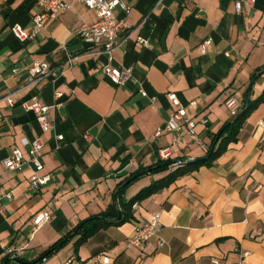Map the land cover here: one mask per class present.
Masks as SVG:
<instances>
[{
  "label": "crops",
  "instance_id": "0c3cea01",
  "mask_svg": "<svg viewBox=\"0 0 264 264\" xmlns=\"http://www.w3.org/2000/svg\"><path fill=\"white\" fill-rule=\"evenodd\" d=\"M66 1L71 9L49 21L35 39L21 42L12 27L30 32L42 9L35 0H0V264H38L44 251L84 220L102 213L117 219L119 187L161 163V149L173 147L175 161L206 158L212 136L264 94V0L244 2L240 13L237 0H121L130 10L118 7L115 15L128 28L112 67L131 69L135 81L119 86L102 70L107 56L94 53L97 49L77 35L81 20L93 23L96 13ZM68 55L74 62L64 67ZM36 63H47L52 71L32 84L28 69ZM57 93H63L64 105L51 108L52 128L44 132L23 102L37 98L52 107ZM168 93L178 95L188 117L208 120L207 127L195 128V137L184 131L177 144L170 134L155 137L173 110ZM8 95L14 105L5 100ZM230 96L239 103L235 114L226 105ZM263 120L260 101L236 139L209 165L136 204L132 221L97 232L77 255L72 240L46 264H65L72 255L89 260L101 252L112 264H239L242 259L264 264ZM38 137L44 142L43 174L51 178L34 191L31 164L7 171L3 161L13 147L28 156ZM167 174L138 178L123 199ZM44 210L51 219L38 227L34 218ZM156 214L165 245L158 248L153 238L128 248L137 224ZM8 247L19 249L20 262L9 257Z\"/></svg>",
  "mask_w": 264,
  "mask_h": 264
},
{
  "label": "built area",
  "instance_id": "2783aa9c",
  "mask_svg": "<svg viewBox=\"0 0 264 264\" xmlns=\"http://www.w3.org/2000/svg\"><path fill=\"white\" fill-rule=\"evenodd\" d=\"M85 5L89 10L94 11L97 16V20L93 23H88L85 20H81L77 35L90 47L97 49L94 53L104 54L107 56V63L103 66L102 70L104 74L110 79L114 85H125L128 82H134L131 69H115L112 67L114 51L121 46L124 37L122 32L128 28L125 22L119 20L115 15V10L118 7L123 8L129 12L130 7L125 5L121 0H73ZM36 4L42 9L41 13L33 17V28L30 32H26L20 25L12 27V32L15 37L21 41L26 42L35 39L40 33L41 29L52 20H55L59 14L72 8V4L66 0H35ZM246 2L250 5H254L256 0H237L235 2V8L238 13L242 11L243 3ZM144 43V41H142ZM146 43V42H145ZM212 43V39H207L201 45V52L205 53L207 47ZM74 62V58L71 55L67 56L64 62V67H70ZM52 68L47 63H36L28 69L29 81L32 84L37 83L42 77L49 75ZM19 70L17 68L12 70V77L17 78ZM142 96L148 97L147 93L141 91ZM56 98L58 102L54 106L43 104L39 99L33 98L31 102H23V107L26 112H32L41 128L44 132L49 131L52 125L48 119V113L51 108H61L64 103L62 102L63 93H57ZM168 100L170 101L173 110L169 114L165 123L159 127L155 132V137H161L166 134L174 136V143L179 142L178 137L185 131L189 136L195 137V128L200 124L207 127L208 120L206 118H200L196 120L188 117L187 112L181 103L176 93H168ZM153 102L154 97H149ZM5 100L10 105H14V100L11 95L5 97ZM192 104H196L193 102ZM227 107L235 114L239 108L238 101L230 96L226 101ZM264 127V120L261 122ZM59 140L63 139V136L58 137ZM197 143L202 144L201 141ZM43 148L44 142L41 137L36 138L28 151L26 156L21 149L13 147L9 156L3 161V167L7 171H21L24 165L31 164L34 168L33 174L29 180V188L34 191L40 190L46 186L50 181L49 174H43L44 162H43ZM161 161L174 160L173 147H167L160 150ZM51 219L49 210H44L34 218V224L38 227L48 223ZM161 231L160 214H156L150 221H143L137 224L136 231L132 237L128 239V248L140 247L144 243L150 241L153 238L157 239L158 248H162L165 243L163 239L159 237ZM19 249L17 247H8L7 253L10 258L17 256ZM248 253H243L242 257H246ZM217 263V262H216ZM38 264H46V259ZM65 264H112L111 257L101 252L94 255L89 260H82L75 255L70 256ZM239 264H245L242 259Z\"/></svg>",
  "mask_w": 264,
  "mask_h": 264
},
{
  "label": "trees",
  "instance_id": "16d2710c",
  "mask_svg": "<svg viewBox=\"0 0 264 264\" xmlns=\"http://www.w3.org/2000/svg\"><path fill=\"white\" fill-rule=\"evenodd\" d=\"M260 101H264V94L257 101L250 103V105L246 107L244 111L236 119H234L233 122H231L227 127H225L224 130H222V132L212 136V144L209 147L207 154L210 153L211 148H213L214 151L206 160L200 161L193 165H186V166L177 165L175 160L162 161L156 166L143 168L140 171L134 173L133 175L145 171V173L142 176H140L143 177L145 175H155L163 172H168L166 176H164L159 180L153 181L148 187L141 190L137 195H135L133 198H131L128 201L123 199V194L125 189L130 184H132L133 181L128 185L120 188L116 194V200L120 204L119 220L112 219L104 213L91 217L87 220H84L66 237L62 238L60 241L56 242L55 244L50 246L46 251H44L38 263L42 262L46 258L53 256L65 244H67L69 241L72 240H75V255H77L78 249L84 243H86L89 238L94 236L97 232L113 225L118 226L126 222L132 221L134 219L133 207L136 204L142 202L144 199L157 193L158 191L166 187H169L181 176L199 168L200 166L209 165L212 160L217 158L223 152L226 145L230 141L236 139L237 133L241 128L244 120ZM138 178H136L135 180H137Z\"/></svg>",
  "mask_w": 264,
  "mask_h": 264
},
{
  "label": "water",
  "instance_id": "95a60500",
  "mask_svg": "<svg viewBox=\"0 0 264 264\" xmlns=\"http://www.w3.org/2000/svg\"><path fill=\"white\" fill-rule=\"evenodd\" d=\"M213 151H214V149L211 148V149H210V153H209V155H208L206 158H203V159H192V160H187V161H185V160H178V161H176V164H177V165H183V166L196 164V163H198V162H200V161H204V160H206V159L212 154ZM144 173H145V171H142V172H139V173L133 175L132 177L128 178V179H127L126 181H124V183L119 187V189L122 188L123 186L128 185L129 183H131L132 181H134L136 178L142 176ZM117 219L119 220V219H120V216H119ZM13 259H15L16 261H19V262H20V258H19L18 256L14 257Z\"/></svg>",
  "mask_w": 264,
  "mask_h": 264
}]
</instances>
